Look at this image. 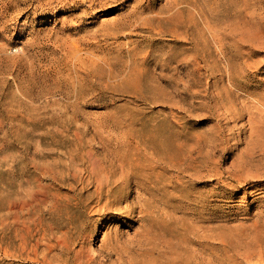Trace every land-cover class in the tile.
<instances>
[{
  "label": "rangeland",
  "instance_id": "rangeland-1",
  "mask_svg": "<svg viewBox=\"0 0 264 264\" xmlns=\"http://www.w3.org/2000/svg\"><path fill=\"white\" fill-rule=\"evenodd\" d=\"M76 263L264 264V0H0V264Z\"/></svg>",
  "mask_w": 264,
  "mask_h": 264
},
{
  "label": "bare ground",
  "instance_id": "bare-ground-1",
  "mask_svg": "<svg viewBox=\"0 0 264 264\" xmlns=\"http://www.w3.org/2000/svg\"><path fill=\"white\" fill-rule=\"evenodd\" d=\"M253 52H254V51H253ZM256 53H257V51H256ZM66 242H67V241H66ZM34 243H35V242H34ZM59 243H61V242H59ZM51 244H52V243H51ZM64 244H65V246H66V243H64ZM69 244H70V242H69ZM21 245H22V244H21ZM33 245H34V244H33ZM59 245H60V244H59ZM61 245H63V244H61ZM61 245H60V246H61ZM67 246H70V245H67ZM37 248H38V247H37ZM67 248H68V247H67ZM71 248H72V247H71ZM73 249H74V248H73ZM42 250H43V249H42ZM44 250H45V249H44ZM44 250H43V251H44ZM49 250H50V249H49ZM62 252H63V251H62ZM44 253H45V252H44ZM67 253H68V251H67ZM71 253H73V252H71ZM71 253H70V254H71ZM85 253H86V252H85ZM40 254H41V252H40ZM47 254H48V253H47ZM45 257H46V256H45ZM67 257H68V256H67ZM67 257H66V258H67ZM42 259H43V258H42ZM47 259H49V258H47ZM43 260H44V262H45V259H43ZM65 260H66V259H65ZM65 260H64V261H65ZM67 261H68V260H67ZM86 261H87V260H86ZM86 261H85V262H86ZM76 264H77V263H76Z\"/></svg>",
  "mask_w": 264,
  "mask_h": 264
}]
</instances>
